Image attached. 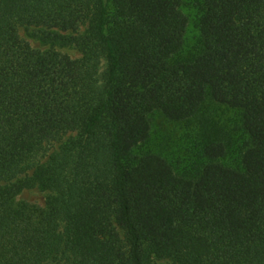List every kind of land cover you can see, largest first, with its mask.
Segmentation results:
<instances>
[{"label":"trees","instance_id":"16d2710c","mask_svg":"<svg viewBox=\"0 0 264 264\" xmlns=\"http://www.w3.org/2000/svg\"><path fill=\"white\" fill-rule=\"evenodd\" d=\"M155 113L198 141L182 170ZM156 260L264 264V0H0V264Z\"/></svg>","mask_w":264,"mask_h":264},{"label":"rangeland","instance_id":"374dc122","mask_svg":"<svg viewBox=\"0 0 264 264\" xmlns=\"http://www.w3.org/2000/svg\"><path fill=\"white\" fill-rule=\"evenodd\" d=\"M190 17V25L187 33L186 46L182 53L183 56L188 55L198 44L199 41V30L197 27L198 23V11L191 5L184 7L183 9ZM21 35L27 39L32 46L40 49H45L40 40L36 37L31 36V30L23 27L21 28ZM61 51L70 54L73 58H80L81 52L72 46H61L58 47ZM224 123L231 124L233 121L237 122V113L227 109L225 107L220 109ZM153 119V137L152 141L148 145H144V150H152L161 153L169 160H173L179 163V169L190 165V163L197 159V147L198 144L194 135L191 136V129L187 125L172 123L167 121L160 113H155L152 116ZM238 152L230 153L226 157L225 161L233 164L237 161ZM181 166V168H180ZM48 192L39 188H30L23 191L18 195L17 200L27 201L44 206L46 203V197ZM155 264H169L167 260H156Z\"/></svg>","mask_w":264,"mask_h":264}]
</instances>
